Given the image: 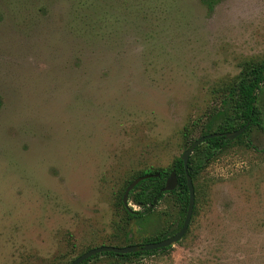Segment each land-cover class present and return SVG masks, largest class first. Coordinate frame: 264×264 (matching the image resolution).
<instances>
[{"label":"rangeland","instance_id":"rangeland-1","mask_svg":"<svg viewBox=\"0 0 264 264\" xmlns=\"http://www.w3.org/2000/svg\"><path fill=\"white\" fill-rule=\"evenodd\" d=\"M262 62L264 0H0V264H68L177 228L127 219L128 182L172 167ZM258 108L263 128L195 181L179 242L92 264H264V84Z\"/></svg>","mask_w":264,"mask_h":264},{"label":"trees","instance_id":"trees-1","mask_svg":"<svg viewBox=\"0 0 264 264\" xmlns=\"http://www.w3.org/2000/svg\"><path fill=\"white\" fill-rule=\"evenodd\" d=\"M219 1L221 0H202L209 11H212L214 9V6ZM263 84L264 62L254 64L247 63L238 75L236 83L232 85L227 96L223 100L224 108H221L218 112L213 113V115H211V117L206 121L205 127L201 132V136L214 132L225 133L228 131H234L243 127L248 122H250V125L246 129V131L239 135L235 140H229L225 136H218L206 139L203 143L196 147V149L191 154L188 163L189 174L193 179L194 186L195 181L198 179L201 172L214 159H216L218 155L225 152L230 145L240 141L249 133L250 129L253 126L263 128V121L261 118L260 110L258 108L259 93ZM216 119H219V122H216ZM185 136H188V133L185 132ZM172 171H176L177 173L178 186L172 191H163L166 180ZM143 175L151 176H148L147 178L141 180L131 190L129 195L132 203L137 205L139 208L134 209L124 205L123 207L125 210L126 218L129 220L146 221L147 219L156 215L157 218H162L164 222L167 223L168 217H171L173 215L172 222L176 220L177 223V228L175 229H171L170 226L163 224L154 235L144 238L143 242L146 243L162 240L179 231L184 223L188 207L189 190L187 186L184 162L181 159V156L175 159L172 167L170 168H148L142 171L138 176H136V178ZM132 181L133 179L128 182V185ZM196 190H198V188L195 186V192ZM166 197H171L175 203H178L177 210H174V212H170L168 210H157L156 207L158 206V204L165 200ZM171 247L172 246L155 250L138 251L124 254L106 251L90 257L81 264H92V262L97 261L102 256L110 257L121 262H129L136 257H139L141 254L150 255L159 252H165L168 251Z\"/></svg>","mask_w":264,"mask_h":264},{"label":"water","instance_id":"water-1","mask_svg":"<svg viewBox=\"0 0 264 264\" xmlns=\"http://www.w3.org/2000/svg\"><path fill=\"white\" fill-rule=\"evenodd\" d=\"M250 122L246 123L243 127L234 130V131H228L225 133H220V132H214L210 133L207 135H202L199 138H197L190 147H188L181 155V159L184 162V167H185V173H186V178H187V186L189 190V202H188V207L184 219V223L182 227L177 231L175 234L168 236L162 240L158 241H153V242H146V243H141V244H128L125 246H118V245H100L96 246L93 248L88 249L87 251L81 253L78 255L75 259H73L70 263L68 264H81L90 257L103 253L106 251H111L115 253H132V252H138V251H149V250H155V249H160L164 247H169L177 242H179L188 232L189 225L192 219V215L194 212L195 208V203H196V193H195V186L193 179L191 175L189 174L188 170V163L191 154L193 151L198 147L201 143H203L206 139L213 138V137H218V136H225L229 140H234L237 138L239 135H241L246 129L249 127ZM148 176L151 175H143L135 178L126 188L124 194H123V203L125 206H129V195L131 190L143 179L147 178ZM178 186V177L176 171H172L169 175V177L166 180L165 186L163 187V191H172L176 189Z\"/></svg>","mask_w":264,"mask_h":264}]
</instances>
